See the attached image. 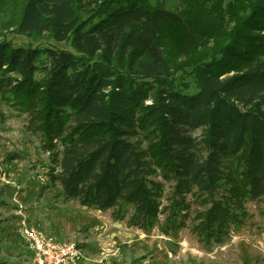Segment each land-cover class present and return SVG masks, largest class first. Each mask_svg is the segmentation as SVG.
Listing matches in <instances>:
<instances>
[{
    "label": "trees",
    "instance_id": "trees-1",
    "mask_svg": "<svg viewBox=\"0 0 264 264\" xmlns=\"http://www.w3.org/2000/svg\"><path fill=\"white\" fill-rule=\"evenodd\" d=\"M167 3L24 0L16 32L73 51L2 39L0 105L40 133L65 198L220 245L264 200V0Z\"/></svg>",
    "mask_w": 264,
    "mask_h": 264
},
{
    "label": "rangeland",
    "instance_id": "rangeland-1",
    "mask_svg": "<svg viewBox=\"0 0 264 264\" xmlns=\"http://www.w3.org/2000/svg\"><path fill=\"white\" fill-rule=\"evenodd\" d=\"M23 1L0 0V41L72 52L68 43L47 36L29 39L16 32ZM167 7L179 10L180 0H168ZM52 160L28 116L1 104L0 261L32 264L19 235L20 223L25 221L53 241L77 246L83 264H264V200L241 205V224L231 228L222 244L207 247L190 227L164 231L165 215H159L158 223L147 231L129 226V213L122 220L116 210L101 212L65 198L59 186L50 182ZM170 195L171 187L166 184L164 206ZM186 202L191 220L202 207L191 196Z\"/></svg>",
    "mask_w": 264,
    "mask_h": 264
},
{
    "label": "built area",
    "instance_id": "built-area-1",
    "mask_svg": "<svg viewBox=\"0 0 264 264\" xmlns=\"http://www.w3.org/2000/svg\"><path fill=\"white\" fill-rule=\"evenodd\" d=\"M19 235L32 264H83L81 250L74 244L56 242L21 221Z\"/></svg>",
    "mask_w": 264,
    "mask_h": 264
}]
</instances>
